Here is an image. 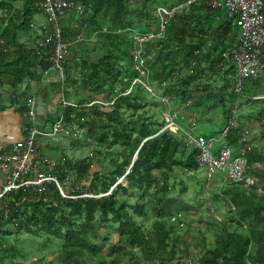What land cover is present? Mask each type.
Wrapping results in <instances>:
<instances>
[{
	"label": "trees",
	"instance_id": "trees-1",
	"mask_svg": "<svg viewBox=\"0 0 264 264\" xmlns=\"http://www.w3.org/2000/svg\"><path fill=\"white\" fill-rule=\"evenodd\" d=\"M71 1L81 4L83 12L70 10L60 21L61 37L71 49L64 61L63 94L76 105L65 106L62 118L83 127L82 137L68 141L75 148L92 143L93 153L74 159L56 143L57 159L42 165L73 197H63L53 181L44 193L19 188L1 197L0 264H264V166L256 165L264 163V148L247 143V176L256 180H226L212 194V199L224 202L226 218L202 222L196 210L203 200L186 199L182 180L174 192L175 178L198 166L197 151L180 132L163 128L164 94L178 106L190 99L199 119L211 108L229 116L237 98L235 69L223 52L238 34L232 18L205 0L176 11L164 37L144 45L152 53L146 62L150 84L158 85L160 92L138 83L125 92L139 75L133 65V31H146L161 3ZM38 11L36 0H0V85L12 88L14 99L24 96L29 81L40 82L52 65L50 46L36 53L34 46L20 40L22 32L33 28ZM68 14L77 18L72 26L62 27L69 22ZM83 30L86 37L79 39ZM221 61L226 67H220ZM52 85L61 92L58 83ZM242 96L251 100L244 92ZM257 100L261 120L264 98ZM59 109L45 116L36 111V118L49 125ZM241 129L237 123L225 138L240 147ZM192 211L196 214L187 218ZM148 214L149 226L137 220ZM193 223L195 233L189 231ZM211 226L214 237L208 241L205 231ZM106 229L117 238L110 239ZM22 231L33 235L31 239L39 237L38 242L41 238L45 252L38 261L23 247Z\"/></svg>",
	"mask_w": 264,
	"mask_h": 264
},
{
	"label": "built area",
	"instance_id": "built-area-1",
	"mask_svg": "<svg viewBox=\"0 0 264 264\" xmlns=\"http://www.w3.org/2000/svg\"><path fill=\"white\" fill-rule=\"evenodd\" d=\"M135 1L130 0V3ZM198 1L200 0H183L173 5L158 4L155 6L156 20L150 22L149 28L144 32L133 31V65L139 75L131 80L125 92H129L131 87L138 83L154 93L149 81V66L146 63L152 57V53L146 51L144 45L148 41L164 37L168 19L176 11L188 10L192 4ZM205 1L211 8L225 9L228 16L232 18L238 27V34L234 44L223 52L224 59L231 61L234 65L233 90L237 94L234 105L227 117V122L221 129V136L226 137L229 129L238 122L235 114L243 94L244 80L264 74V0ZM36 4L46 14L51 29L48 30V33L45 32L43 35L35 36L32 46L35 47L36 53H39L40 47L46 45L51 47L48 59L52 62L50 69L53 68L57 71L53 81L58 83L61 88L57 100L61 110L52 123L49 125L43 123L42 126H37L36 97L32 94L25 99L23 116L28 119V124L24 126L23 137L12 142L7 147L0 148V172L4 176V180L0 184V199L4 194L19 188L32 189L44 193L47 184L52 181L55 182L63 197H73V195H69L64 190L65 188L62 187L54 174L43 169L42 165L44 163L52 164L53 159L40 154L37 140L39 136L43 135H46L45 137L52 141L53 136L59 134L69 140L82 137L83 127L72 126V124L62 118L63 108L67 105L75 106L76 103L73 99L65 98L63 94L66 83L64 61L70 55L71 49L70 42L63 40L61 37L60 21L70 10L81 14L83 6L75 4L71 0H36ZM31 25L33 24L31 23ZM84 37H86L85 30L79 34L78 38L82 39ZM2 43L3 41L0 39V45ZM220 67H226L225 63L221 61ZM162 83L164 84V82ZM260 97L264 98V95H253L252 99ZM161 98L167 107L166 121L163 128H169L173 132H180L186 143L196 149L195 158L197 165L207 167L208 177L215 169H226V180L244 182L246 184L254 182L253 178L247 176L249 164L244 152L248 144L244 135L240 137L241 144L237 154L234 155L232 153L231 147L227 143L220 145L216 149V153H213L215 138L206 134L205 126L198 118V114L190 99L178 106L169 95L164 94ZM101 102L108 103V101ZM261 123L264 127V117L261 118ZM5 212H7V209Z\"/></svg>",
	"mask_w": 264,
	"mask_h": 264
},
{
	"label": "rangeland",
	"instance_id": "rangeland-1",
	"mask_svg": "<svg viewBox=\"0 0 264 264\" xmlns=\"http://www.w3.org/2000/svg\"><path fill=\"white\" fill-rule=\"evenodd\" d=\"M158 3H163L165 5H171L173 4V0H166V2H164L163 0H159ZM225 10V9H223ZM222 11V9L220 10ZM222 12H226L222 11ZM68 17V21L69 22H64L62 24V27L65 26V24L72 26V24L75 22L77 16H70L69 14L67 15ZM33 21L35 22L36 25H41V29H43L39 35H43L45 33V29L48 30L49 29V21L47 20V16L44 12L42 11H38L34 14L33 16ZM65 21V20H64ZM34 28V27H33ZM238 28V27H237ZM36 30H38L37 27H35ZM39 33V32H38ZM35 37V35L32 32V29L29 30L28 32H22L20 35V40H22L23 42L26 43H30L33 38ZM57 74V71L53 68H51V70H48L46 73L43 74L42 77V81H40L41 84H43V86L48 87L49 88V95H53L54 92L57 93V89L56 86L52 85L53 79L55 77V75ZM27 83V82H26ZM32 84V83H31ZM153 89L155 90V92H160V87L156 84H151ZM244 95L248 96V98H250L251 100L246 102L247 100H245V97L242 96L241 97V106L238 108L236 115V118L238 120V118H241V115H245L248 113L249 110L252 111H256L259 104H260V100L257 99H252L253 95H262L264 93V74L260 75L259 77L256 78H247L244 80ZM59 93V92H58ZM54 98V95H53ZM258 99H262V97L258 98ZM58 100V98L56 99V101ZM48 103L49 102L48 100ZM61 108V107H60ZM58 105L56 103H54V107H53V111L51 112H55V110L57 111ZM60 111V109H59ZM223 109H219L216 108L212 109L206 113H204L206 115L203 121V119H200V121L203 123L204 126L208 125V129L210 131V133L214 136L215 138V143L213 145V153H216V151H214L220 144L224 143L223 141L226 140L227 143V139L225 137L221 136V129L223 127V125L227 122V118L225 117V114L223 113ZM222 112V116L221 113ZM163 114L166 115V111H163ZM202 117V116H199ZM44 122L43 121H36V125L37 126H42ZM206 123V125H205ZM238 123V122H237ZM47 124H49L47 122ZM44 136V137H43ZM43 136H39L38 140H37V147L39 149L40 154H44L49 158L52 159H57V155H56V146H59L61 148L62 151H67L74 159L76 158H82L83 156H88L91 155L90 153H93V144H86V145H81V147H77L75 148L72 144V142H69L68 139L66 137H63L61 134L59 135H55L53 136V141L48 139L47 137H45L46 135ZM58 149V148H57ZM59 152H61L59 150ZM94 168L98 169V166H94ZM183 181L185 183V185L187 186V192L185 193L184 197L190 201H193V203L199 201L200 199H202L203 201L200 202L196 212L198 211L201 215V219L202 222L203 221H213V219H216L217 221L219 220V218H226L227 216V210L226 207L224 205V202L220 199H212V194L214 190H217L221 185L222 182L226 181V169H215L211 172L210 176L208 177V171H207V167L202 165V166H197L195 169H193V171L188 174V173H182L181 175H178L175 180H174V185H175V189L174 192L177 191V189L179 188L180 185V181ZM66 189L70 188V183L66 184ZM208 192V193H207ZM129 201H134V199L132 197H128ZM210 200V204L209 201ZM196 212L192 211V212H188L187 213V218L188 216L191 217L193 215L196 214ZM137 220L139 222H142L145 226H149L150 223V215L148 214L147 216L144 217H137ZM201 222V223H202ZM200 223V224H201ZM203 225V223L201 224ZM196 225H194V223L192 224V226L189 228V231L191 233H195L196 229L195 227ZM205 227V225H203ZM105 231V230H103ZM106 232L109 236L110 239H114L117 238V235L113 233L112 230L110 229H106ZM206 238L208 241H211L214 237V230L212 229V226L207 229L206 231ZM20 236L23 238V247H25V249L28 250V252L31 253L32 257L36 255V259L41 257V254H39L41 251L45 252V248L41 245V238L40 241L38 242L35 239H39V237L31 239L32 237H34L31 234H27L26 232L22 231ZM46 251H50L49 249H46ZM194 251L197 252V249H194ZM27 252V255L30 254ZM30 255V256H31ZM38 259L36 261H38ZM42 262H34L32 264H41ZM44 264V263H42Z\"/></svg>",
	"mask_w": 264,
	"mask_h": 264
},
{
	"label": "crops",
	"instance_id": "crops-1",
	"mask_svg": "<svg viewBox=\"0 0 264 264\" xmlns=\"http://www.w3.org/2000/svg\"><path fill=\"white\" fill-rule=\"evenodd\" d=\"M32 27H34L32 28V32L35 36H38L40 32L43 30L41 29L42 26L36 25L34 21ZM35 27H37L38 30H36ZM33 40L30 43L28 42L27 44L32 45ZM27 86L28 89L27 92L24 94V96L14 99L13 89L10 88L7 84L0 85V148L7 147L12 142L19 140L23 137L24 126L28 124V119L23 116L22 105L25 104V99L29 95L32 94L37 95L38 93H43L45 95L46 108L48 112L53 111L54 103L56 104L58 103L56 99L58 98L59 93L54 92L53 94L54 98H53V95H49V88L43 86V84H41L40 82L31 80L29 81V85ZM24 87H25V83L21 85V89L23 90ZM48 100L51 103H48ZM212 109L216 110V108H211V110ZM220 114L222 116V112ZM205 117L206 115L203 114L202 117H200V119H203ZM238 123L242 127L241 135H244L246 137V142L248 144H251L255 147L264 148V131L261 120L259 119L258 108L256 111L249 110L247 114L243 116L241 115V118L240 119L238 118ZM207 127L208 125L205 126L206 134L208 136L214 137L210 133ZM223 142L224 143L220 145L225 144L226 140H224ZM227 144L231 147L232 153L234 155L237 154L239 144L235 145L229 140H227ZM216 149L214 151H216ZM256 165L264 166V163H256ZM251 178L256 180L255 177H251ZM3 180H4V176L0 172V184L3 182ZM225 183L226 182H222V186Z\"/></svg>",
	"mask_w": 264,
	"mask_h": 264
},
{
	"label": "water",
	"instance_id": "water-1",
	"mask_svg": "<svg viewBox=\"0 0 264 264\" xmlns=\"http://www.w3.org/2000/svg\"><path fill=\"white\" fill-rule=\"evenodd\" d=\"M36 97V111L40 115H47L48 111L46 108L45 95L43 93H38ZM136 155V154H135ZM133 156V158L135 157Z\"/></svg>",
	"mask_w": 264,
	"mask_h": 264
}]
</instances>
